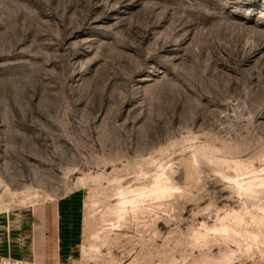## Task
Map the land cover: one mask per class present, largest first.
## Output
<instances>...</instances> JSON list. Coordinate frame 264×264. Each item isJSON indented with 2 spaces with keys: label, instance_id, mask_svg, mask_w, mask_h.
<instances>
[{
  "label": "rangeland",
  "instance_id": "rangeland-1",
  "mask_svg": "<svg viewBox=\"0 0 264 264\" xmlns=\"http://www.w3.org/2000/svg\"><path fill=\"white\" fill-rule=\"evenodd\" d=\"M73 194L64 264H264V0H0V216Z\"/></svg>",
  "mask_w": 264,
  "mask_h": 264
},
{
  "label": "crops",
  "instance_id": "crops-1",
  "mask_svg": "<svg viewBox=\"0 0 264 264\" xmlns=\"http://www.w3.org/2000/svg\"><path fill=\"white\" fill-rule=\"evenodd\" d=\"M79 194L41 206L34 215L0 216V255L39 264L74 261L80 242Z\"/></svg>",
  "mask_w": 264,
  "mask_h": 264
},
{
  "label": "bare ground",
  "instance_id": "bare-ground-1",
  "mask_svg": "<svg viewBox=\"0 0 264 264\" xmlns=\"http://www.w3.org/2000/svg\"><path fill=\"white\" fill-rule=\"evenodd\" d=\"M252 186V184L249 182V183H247V188H252L251 187ZM245 188V187H244ZM248 191H249V189H247ZM126 202H133L134 203V201L133 200H131V201H125V203Z\"/></svg>",
  "mask_w": 264,
  "mask_h": 264
}]
</instances>
